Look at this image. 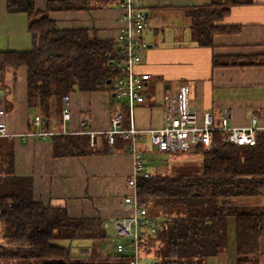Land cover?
<instances>
[{
	"label": "trees",
	"instance_id": "16d2710c",
	"mask_svg": "<svg viewBox=\"0 0 264 264\" xmlns=\"http://www.w3.org/2000/svg\"><path fill=\"white\" fill-rule=\"evenodd\" d=\"M202 1L209 5L188 14L194 41L202 47H211L216 34L227 32L215 23L222 22L232 7L253 4L252 0ZM84 2L48 0L47 10L38 12L33 0H7L8 13L28 16L33 45L28 52L0 53V66L26 69L27 105L44 118L45 131L61 113L63 97L76 91L111 92L108 83L121 76L115 65L114 40L99 39L93 30H59L49 18L50 12L83 10ZM123 115L125 119L129 116L126 104ZM32 128L29 124V131ZM51 139L57 159L107 152L95 151L96 143L91 149L87 135ZM11 143V139H0V264H128L118 256L90 255L88 249L73 254L74 241L111 238L103 228L108 220L72 218L65 208L36 202L32 179L14 174ZM192 150L204 158L198 173L151 174L137 181L141 204L160 222L156 236L145 242L146 255L158 264H207L227 251L232 222L235 264H259L264 209L248 211L241 202L264 199V133L258 134L253 147L232 146L222 133H216L211 153H204L201 146Z\"/></svg>",
	"mask_w": 264,
	"mask_h": 264
},
{
	"label": "crops",
	"instance_id": "0c3cea01",
	"mask_svg": "<svg viewBox=\"0 0 264 264\" xmlns=\"http://www.w3.org/2000/svg\"><path fill=\"white\" fill-rule=\"evenodd\" d=\"M33 1L38 12L47 10L48 0ZM252 2L232 7L222 22L215 23L226 27L227 32L216 34L211 47H202L194 41L188 14L208 6V1L139 0L149 27L144 34L148 47L142 53L138 72L151 76L145 84L144 103L133 109L139 129L161 125L165 92L176 91L181 83H187L190 105L199 116L206 110L214 112L215 126H220L225 110L231 112L229 125L232 127H247L249 113L264 126V0ZM115 3L106 0L88 4L85 0V9L50 12L49 18L56 22L59 30H93L99 39L116 42L121 10ZM28 25L25 13H8L7 0H0V53L31 51L33 44ZM215 61L218 66L214 65ZM0 76L2 89H10V93L4 95L9 131L13 134L29 132L32 119L27 105L26 69L0 66ZM114 100L110 92L72 93L73 120L67 128L76 130L77 117L86 113L88 129L110 130L113 111L125 105L116 104ZM56 115L57 119L51 120L49 125L52 128L62 122L61 113ZM122 119V128L127 129L128 116L125 119L123 115ZM51 138L25 141L10 138L14 174L32 179L34 200L45 206L65 208L72 218L106 221L122 216V200L130 193L126 182L133 171L129 143L117 137V144L110 147L105 139L103 143L96 142V147H105L106 153L57 159ZM142 145L139 144V149ZM192 152L180 154L189 157ZM250 203L253 208L264 209L263 198L241 202L246 207ZM232 228L233 224L231 231ZM261 250L259 264H264V237Z\"/></svg>",
	"mask_w": 264,
	"mask_h": 264
},
{
	"label": "built area",
	"instance_id": "2783aa9c",
	"mask_svg": "<svg viewBox=\"0 0 264 264\" xmlns=\"http://www.w3.org/2000/svg\"><path fill=\"white\" fill-rule=\"evenodd\" d=\"M121 10V27L116 36L115 63L120 70L119 76L111 82V92L118 100H124L129 111V127L122 128V107L113 111L111 129L106 132L88 129L89 117L83 113L77 117L76 130L68 129L67 124L73 120L71 112V97L62 99L61 121L56 128L43 129L45 120L40 113L32 119L33 129L24 134H13L7 126V110L4 95L10 89L0 85V139L21 138L48 139L53 136L87 135L91 146L106 139L107 144L114 146L117 137L129 143L133 156V171L126 185L130 193L122 200L123 216L104 223L105 230H111L117 240V256L127 260L128 264H155V259L145 253V242L155 237L160 229V222L151 215L148 207L143 206L137 196V181L140 177L148 178L151 173L147 168L145 158L139 151V144H148L154 151L177 155L191 151L201 146L204 153H211L215 146V134L222 133L224 141L232 146H256L258 134L264 130L260 120L249 113V125L245 128L232 127L230 110H225L220 117V126L214 125V112L206 110L199 116L190 105L189 87L181 83L176 91L165 92L162 106L161 125L156 128L139 129L134 119V106L145 101V84L151 78L148 73L138 72L147 49L144 34L149 27L148 17L140 7L139 0H115ZM114 65V66H115ZM144 247V248H143Z\"/></svg>",
	"mask_w": 264,
	"mask_h": 264
},
{
	"label": "rangeland",
	"instance_id": "374dc122",
	"mask_svg": "<svg viewBox=\"0 0 264 264\" xmlns=\"http://www.w3.org/2000/svg\"><path fill=\"white\" fill-rule=\"evenodd\" d=\"M105 1L106 0H87V3L88 4H94V3L98 4V3H104ZM0 85H1V76H0ZM114 98H115L114 102L116 104L124 103V100H118L116 97ZM6 110H7V107H6ZM122 111H123V107H122ZM30 113H31L30 117H33L36 114L35 111L32 109ZM7 115L9 114L7 113ZM55 119H57V116L53 117V120ZM4 148L6 147L4 146ZM92 148L94 147H91V149ZM149 148L150 147L148 144H144L141 146L139 151L141 152L142 156L145 158V162L147 164V168L149 172L153 175L161 174V175H167L169 177H175L178 175H182L183 173L195 174V173H198L199 169L201 168V164L204 160V158L201 155L196 154L194 151L191 153V156L184 157L182 156V154H177V156H171L169 154H164V153L154 151L153 149L149 151ZM94 150L98 152H102L105 150V147H99V148L95 147ZM2 151H3L2 146H0V153ZM5 151L7 152V149H5ZM247 207H249L247 209L248 211H250V209H252L254 205L250 203L248 204ZM232 234L233 232L231 231V229H229L228 246L226 248L227 251H224L221 257L212 258L210 260H207V264H235V261H236V254L234 251L235 250V240ZM108 235L111 238L107 240H102V241L101 240L74 241L72 244L73 254L77 255L79 254L81 250L88 249L90 250V255L98 256L102 254L105 257H109V258L116 257L117 256V252H116L117 240L113 237L114 236L113 231L109 230Z\"/></svg>",
	"mask_w": 264,
	"mask_h": 264
},
{
	"label": "water",
	"instance_id": "95a60500",
	"mask_svg": "<svg viewBox=\"0 0 264 264\" xmlns=\"http://www.w3.org/2000/svg\"><path fill=\"white\" fill-rule=\"evenodd\" d=\"M108 84H111V81H110ZM0 95H1V92H0ZM113 97H115V95H114V94H113ZM155 264H158V263H155Z\"/></svg>",
	"mask_w": 264,
	"mask_h": 264
}]
</instances>
